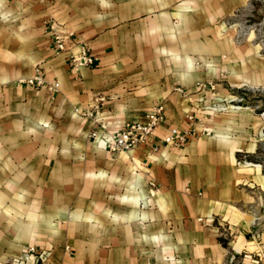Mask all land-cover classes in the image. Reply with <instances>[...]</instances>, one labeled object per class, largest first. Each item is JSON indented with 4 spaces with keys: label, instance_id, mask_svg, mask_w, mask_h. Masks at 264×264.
Listing matches in <instances>:
<instances>
[{
    "label": "crops",
    "instance_id": "1",
    "mask_svg": "<svg viewBox=\"0 0 264 264\" xmlns=\"http://www.w3.org/2000/svg\"><path fill=\"white\" fill-rule=\"evenodd\" d=\"M245 1L0 0V264L27 246L48 264H264V116L231 103L264 87L232 22ZM81 50L96 62L72 72ZM36 66L57 91L25 82ZM157 104L146 143L107 151ZM189 114L186 143L165 144Z\"/></svg>",
    "mask_w": 264,
    "mask_h": 264
},
{
    "label": "built area",
    "instance_id": "2",
    "mask_svg": "<svg viewBox=\"0 0 264 264\" xmlns=\"http://www.w3.org/2000/svg\"><path fill=\"white\" fill-rule=\"evenodd\" d=\"M48 27L51 33L49 49L53 55H58L66 49L64 34H61L58 31L56 24L53 21L48 24ZM67 36L72 37L73 33H68ZM95 62L96 57L88 54L85 50H81L78 55L71 54L68 58V64L72 72H75L80 66H92ZM25 82L33 87H44L49 92H55L59 87L57 81H47L44 75L40 72V67L38 66L35 67V74L26 79ZM214 86L215 83L213 81H207L202 83L200 88L213 90ZM238 100H242V98H239ZM225 106L226 104L221 101L211 103L205 106V108L208 112L215 113L226 108ZM164 118L163 105H155L150 111L145 113L142 121L127 122L119 128L108 141L107 151L109 153L128 151L138 145L146 143ZM187 119L191 125V129L181 131L177 128H171L163 138L165 144L174 147H181L186 143L189 134L193 130L192 125L194 123V115H187ZM204 130L205 133H210L208 129L205 128ZM91 136L95 137L96 132H92ZM48 257L49 251L38 250L34 246H27L22 255L8 259L3 264H48Z\"/></svg>",
    "mask_w": 264,
    "mask_h": 264
},
{
    "label": "rangeland",
    "instance_id": "3",
    "mask_svg": "<svg viewBox=\"0 0 264 264\" xmlns=\"http://www.w3.org/2000/svg\"><path fill=\"white\" fill-rule=\"evenodd\" d=\"M233 23L241 25V32L245 37L259 43L261 51L264 52V0H246L243 8L236 12ZM242 95H236V100L231 103L236 106H250L264 116V87L245 88ZM235 96V94H233ZM242 98V100H238ZM261 164L264 172V141L261 148ZM264 201V196H263ZM259 228L264 232V202L260 213Z\"/></svg>",
    "mask_w": 264,
    "mask_h": 264
}]
</instances>
